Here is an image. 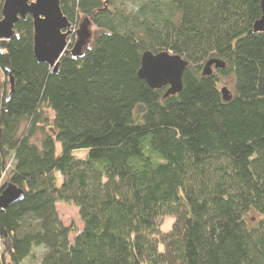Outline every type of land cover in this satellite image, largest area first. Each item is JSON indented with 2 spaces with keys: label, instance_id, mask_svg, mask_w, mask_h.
Instances as JSON below:
<instances>
[{
  "label": "trees",
  "instance_id": "obj_1",
  "mask_svg": "<svg viewBox=\"0 0 264 264\" xmlns=\"http://www.w3.org/2000/svg\"><path fill=\"white\" fill-rule=\"evenodd\" d=\"M60 8L74 27L93 23L82 58L63 56L56 72L38 63L29 15L0 41V193L24 192L0 210V264H24L34 247L39 264H264L260 0ZM146 51L187 63L178 94L139 79ZM210 60L225 67L203 76ZM59 202L81 229L61 222Z\"/></svg>",
  "mask_w": 264,
  "mask_h": 264
},
{
  "label": "water",
  "instance_id": "obj_2",
  "mask_svg": "<svg viewBox=\"0 0 264 264\" xmlns=\"http://www.w3.org/2000/svg\"><path fill=\"white\" fill-rule=\"evenodd\" d=\"M260 18L252 27L253 33L264 32V0H260ZM29 15L32 19L33 55L40 64L56 72L63 56L82 58L92 39L93 23L89 17L79 18L74 27L63 15L60 0H4L0 12V41L10 40L16 33L14 27L20 19ZM73 43L69 46V38ZM187 63L179 56L167 52L141 55L137 72L139 79L151 89L166 88L164 98L178 94L182 89V75ZM225 64L210 60L203 67V76H210L213 69H223ZM13 79L10 78L12 85ZM12 89V87H11ZM225 102L231 99L227 87L220 89ZM12 93V92H11ZM24 192L12 185H6L0 193V210L4 211L23 199Z\"/></svg>",
  "mask_w": 264,
  "mask_h": 264
},
{
  "label": "rangeland",
  "instance_id": "obj_3",
  "mask_svg": "<svg viewBox=\"0 0 264 264\" xmlns=\"http://www.w3.org/2000/svg\"><path fill=\"white\" fill-rule=\"evenodd\" d=\"M83 17V16H81ZM80 17V18H81ZM95 31V28L92 27V32ZM69 44H70V38H69ZM73 43V41L71 42V44ZM225 85H222V87H227L229 91H231L230 87H231V82L230 80H225ZM86 154V152H74L73 156L76 158H83L84 155ZM61 181V178H58V184ZM5 182V178H2L0 180V188L3 185V183ZM56 210L59 216V219L61 220V222L65 225V226H71L74 225L75 228L77 229H81L82 228V222L79 218L78 215V210L76 207H74L73 205H67L65 203H57L56 204ZM172 218L168 217L167 219H165L162 222V226H161V230L166 232L169 230L171 222H172ZM73 234H71L69 236L70 241L72 240ZM43 254V248H39L36 249L35 247L33 248V256L30 257L29 259L24 261V264H39L40 263V258Z\"/></svg>",
  "mask_w": 264,
  "mask_h": 264
}]
</instances>
